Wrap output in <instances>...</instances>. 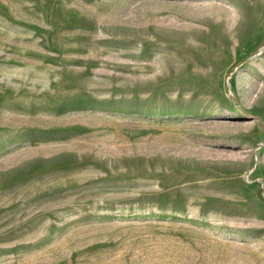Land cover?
<instances>
[{
    "label": "rangeland",
    "instance_id": "rangeland-1",
    "mask_svg": "<svg viewBox=\"0 0 264 264\" xmlns=\"http://www.w3.org/2000/svg\"><path fill=\"white\" fill-rule=\"evenodd\" d=\"M262 63L264 0H0V264H264Z\"/></svg>",
    "mask_w": 264,
    "mask_h": 264
},
{
    "label": "bare ground",
    "instance_id": "bare-ground-1",
    "mask_svg": "<svg viewBox=\"0 0 264 264\" xmlns=\"http://www.w3.org/2000/svg\"><path fill=\"white\" fill-rule=\"evenodd\" d=\"M229 27H230V25H229ZM262 64H264V63H262ZM262 64H260V65H261V67H263V66H264V65L262 66ZM253 69H254V67H253ZM257 71H258V70H257ZM257 71H256V72H257ZM259 71H260V70H259ZM247 76H248V75H247ZM261 78H262V77H261ZM241 79H242V78H241ZM243 79H244V80H245V79L247 80V78H246L245 76H243ZM243 79H242V80H243ZM248 80H249V79H248ZM248 80H247V82H249V81H250V80H249V81H248ZM252 84H253V83H252ZM251 86H252V85H251ZM260 89H261V90H263V89H264V87H263V84H262V86H261V88H260ZM261 90H260V91H261Z\"/></svg>",
    "mask_w": 264,
    "mask_h": 264
}]
</instances>
